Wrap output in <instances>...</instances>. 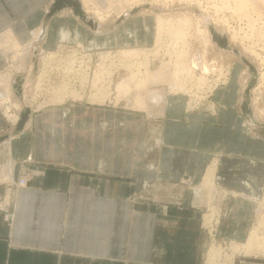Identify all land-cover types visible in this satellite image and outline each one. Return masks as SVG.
I'll use <instances>...</instances> for the list:
<instances>
[{
    "label": "crops",
    "instance_id": "obj_1",
    "mask_svg": "<svg viewBox=\"0 0 264 264\" xmlns=\"http://www.w3.org/2000/svg\"><path fill=\"white\" fill-rule=\"evenodd\" d=\"M52 2L0 0V76L11 78L9 98L20 105L12 113L28 109L12 85L32 80L25 72L37 49L137 40L141 25L130 13L100 23L85 11L90 27L68 7L51 14ZM241 68L233 62L229 80L213 88L212 113L189 110L186 96L173 93L152 116L66 102L28 109L23 127L8 133L0 105V167L12 160L11 179L0 182V264H201L212 230L220 243L247 242L248 201L264 183V138L242 111ZM22 176L27 185L16 186ZM212 193L227 198L207 224L212 199L205 203L203 194ZM3 210L12 213L10 224ZM231 264L264 260L242 256Z\"/></svg>",
    "mask_w": 264,
    "mask_h": 264
},
{
    "label": "rangeland",
    "instance_id": "obj_2",
    "mask_svg": "<svg viewBox=\"0 0 264 264\" xmlns=\"http://www.w3.org/2000/svg\"><path fill=\"white\" fill-rule=\"evenodd\" d=\"M106 1L109 2V4L107 2V5L105 6L107 10L106 14H104V16H106L105 18L106 20L108 19V17L112 15H114V19H117L120 18L121 16L124 17L129 13L132 14L131 13L132 10L135 9L137 10V12L132 15L135 17V19L137 20L138 24L141 25V27L136 35L138 38V42L136 40V42H134L131 45L143 46L147 48H151L154 45L155 37H156L155 19L157 17L156 15L160 13V15L164 18V21L168 25L166 27L175 28V29L166 28L165 32H167V34L170 35L173 39L176 38L175 41L179 40L180 42H183V45L185 46L186 56L184 59L186 60V62L183 66L185 67L184 68L185 72H187L189 75L193 74L192 70L187 69L188 65L191 63L190 59L193 58L201 60V58H203L204 56L205 63L206 65L209 66V68L210 65L212 64V71H210L212 72V83L208 84L205 87V83H206L205 79H199V78L197 79L199 82L201 81L204 82V85L199 90V97L197 96V99L194 102L191 101L193 103L192 108H195L197 107V105H199V98L204 97L203 95L204 91L206 92L209 91L206 93V95H208V93L213 94L212 91L210 90L214 86H216L218 82L224 80L227 82L229 80L228 78H230L231 76L233 62L235 61L240 63L242 67L240 71V77H241L240 90L244 91L247 85V82L245 83L247 77H249L247 66L238 56L234 55L231 51L228 50L224 51L220 49L216 45V43L213 42L212 40H210V42L207 43L206 45L202 41L203 40L202 37L204 38V35H202L203 28L206 29L208 32V28L206 27L205 21L208 24L210 23V25L213 26L216 30L220 32L222 31L225 34L231 46L233 48L238 49L247 60H249L251 63H253L256 66L258 74L260 72V77L258 78L256 85L250 90L249 97L246 98L243 93L241 98L243 102L248 101L251 110L253 108L252 114L251 116H249L250 118L248 119H250V123L252 121L251 118L254 119L252 123H255L256 128L255 129L251 128V129L255 133H257L258 135L264 138V0H128V1L124 0L122 4L118 0L115 1L106 0ZM119 4H121L122 7H119L120 6ZM164 34L165 33H163V35ZM164 41L167 42V44L168 42L171 43L175 42L169 39H166ZM170 46L172 45L170 44ZM120 47H127V46H120ZM120 47H116V48H120ZM169 50H170L169 54L174 57L172 48H170ZM155 60L156 61L155 63L152 64V67L158 70V68L161 65L160 59H155ZM95 70L96 69H94L93 71V69L91 68L86 69L89 79L93 76ZM1 77L2 78L7 77V75H1ZM26 81L28 82V80ZM32 85L33 83L32 84L30 83L27 86H25V88H29V91L33 93V91H31ZM87 85L90 86V84ZM161 86L159 84L157 89L160 88L162 90L164 88L162 91L160 90L162 93L165 94L173 93L177 95L183 94L186 96L187 104L190 103V97L187 93L184 94L185 92L184 93L171 92L167 89L166 85H163L162 86L163 88ZM220 86L221 85H219L218 87ZM2 89L5 90L6 89L5 86ZM194 90H196V87L194 88ZM42 98H44V96H42ZM43 100L42 103L44 102ZM208 100L209 101L207 102L209 103L205 102V105L207 104V107L205 106L198 107V109H193V110L212 113V108H213L212 95L210 96V98H208ZM7 102L10 103L11 107H14V105L19 104L12 102L11 98H9ZM108 102L109 101L105 102L104 104ZM196 103L197 105L195 106ZM1 105L2 108L5 109L3 107L4 104ZM39 105L40 106H36L35 108L41 107V103ZM211 106L212 108H210ZM156 107H158V105H154L152 109L155 110ZM117 109H122V108L118 107ZM17 110L19 111L20 109ZM141 110H137V111L146 114L144 109ZM18 111H16L15 114L18 116L17 122H19V118H20ZM132 111H136V110H132ZM22 112L23 111L21 110V113ZM8 122L11 124L10 126L11 128L7 130L8 133L14 130L19 131L16 129L18 123H16L15 125L12 124L10 121ZM18 180H20V178H18L16 182H18ZM181 183L184 185H189L187 178H184V180L181 181ZM212 184H214L213 181ZM195 194L196 193H193L194 197ZM226 196L221 194L217 195L213 193L205 194V195L203 194V199L205 203H207L206 201H208L209 198L212 199V206H208V210L207 209L205 210L206 215L203 217L205 218V222L208 221L209 218L211 220V223L215 221L217 214L214 213L215 212L214 209L219 210V206H221V204L219 205V203H222L225 200V198H227ZM200 197L202 199V196ZM236 197L238 198V196ZM250 197L251 199L248 202L251 204L253 209L250 235H254L253 237L254 240L256 241L255 244L264 245V183L262 184V188L260 189L258 194L254 196L251 195ZM10 198L11 195L6 196V203L4 206H7V203L10 205L9 203ZM194 204H197L196 201L194 202ZM211 218H213V220ZM210 236L212 243L218 246L221 251L219 260L217 261L218 264H222V263L226 264V262L227 264H231L230 261L228 262L226 260V256L229 257L233 253L232 251L233 245L236 243L233 242L234 243L233 244L232 242H228V241H224V242L221 241L220 243L218 240H215L216 239L215 236H212V234H210ZM212 243L210 244V247L212 246ZM255 248H257V246H254L253 251H256ZM208 254L209 251L207 249L202 257L201 264H207ZM237 254L238 253H235L236 256L234 257L233 260H235L237 257H242L243 255L241 253H239L238 255ZM243 256L253 259L264 260L263 252L253 253L251 255L249 254ZM224 258L226 260L225 262H224Z\"/></svg>",
    "mask_w": 264,
    "mask_h": 264
},
{
    "label": "bare ground",
    "instance_id": "obj_3",
    "mask_svg": "<svg viewBox=\"0 0 264 264\" xmlns=\"http://www.w3.org/2000/svg\"><path fill=\"white\" fill-rule=\"evenodd\" d=\"M80 1H81L80 2L81 5L84 7L85 11L88 14L90 13L91 15H93L96 19L99 20L100 23L104 21V19L106 18L104 14H106L107 11L105 6L107 5L108 1L106 0H80ZM118 1H120L121 4L122 2H124V0H118ZM121 4H119L120 5L119 7H122ZM156 16H157L155 19L156 37H155V43L151 48L129 44V46L127 47H120V48L103 47L99 49H90V50H99L98 56L94 58L87 56L83 53L77 55V51H73L72 54L74 56H72L73 58L72 62H70L69 64H60V63L55 64V68L57 69L56 74L58 76V79L49 78L47 81L40 79L39 83L38 82L33 83L31 89L33 93L32 92L31 93L34 95L35 93L45 92L44 95L45 99L43 100L40 98V101L37 100L36 102H34V100L32 99L30 103L33 104L34 107L40 106L39 104L41 103V107L37 108L39 109L50 105L63 104L67 102L66 101L67 99H71V98L82 99L84 96L88 98L90 104H98V105H102L107 101H109L108 103L114 102V104H117L119 98L121 99V98L130 97L129 101L126 104L128 109L136 110V111L144 109V111L148 115L152 116V114H154V110L152 109L153 106L158 105V107H160L161 102L164 99L165 93L161 92L164 88L161 86L163 88L162 90L160 88L157 89L159 84H164L168 87V90L171 92H182V93L185 92L184 94L187 93L190 97V103H188L187 107L190 108L193 105L191 101L194 102L197 99V96L199 97V90L204 85V82L202 81L199 82L197 79L194 78L195 75L194 69L196 67H201L203 69V72H207L210 70V68L208 65H206L205 58L203 56L201 60L194 58L190 59L191 63L188 65L187 69L192 70L193 74L189 75L187 72H185L184 71L185 67L183 66L186 62V60L184 59L186 55H185V46L183 45V42H180L179 40L175 41L176 38L173 39L170 35H168L167 32H165V29L166 28L171 29L173 27H166L168 25L164 21V18L160 15V13H158ZM205 24L207 28L210 25V23L208 24L206 21ZM208 32L206 29L203 28L202 35H204V38L202 37L203 39L202 41L203 43H205V45L209 43L210 40H212L209 28H208ZM218 32L225 35L222 31L221 32L218 31ZM127 33L129 36H131L130 38L132 39L131 41L133 42L134 41L133 32L129 31ZM163 33L165 34L163 35ZM166 39L173 40L175 42L173 43L168 42L167 44V42L164 41ZM137 42H138V38H137ZM170 44L172 46H170ZM104 48H116L117 51H108V52L105 50L102 51L101 49ZM170 48H172V52L175 58L169 54ZM88 58H92L94 63L96 64V70L94 73L92 72L93 76L90 79L86 72V68H84V66L86 65H82V66L75 65L78 60H83ZM155 59H160L161 62V65L158 68V70L152 67V61ZM117 74H121V76L120 79L116 81L115 77ZM259 77H260V73L258 74V78ZM9 78L10 77L8 75L7 77H3V78L0 76V80H1L0 105L4 104L3 107L5 108L4 109L5 115L11 121H14L16 120L17 117L15 115L16 112L12 113V111H10L12 107L10 106V103L7 102L10 96L9 91L11 90L9 88L10 87L9 83L11 81L10 80L11 78L10 79ZM247 79L245 83L247 82ZM224 81H220L218 82V84ZM87 84H90V86H88ZM3 86H5L6 88L5 90L2 89L4 88ZM195 87L196 90H194ZM213 88L210 91H212ZM113 93L115 94L113 95ZM206 93L204 94V97L199 98V101L201 100V98H206L207 96ZM42 100L44 101L43 103ZM200 103L201 102H199V104ZM196 105L197 103L195 104V106ZM13 108H19V104L14 105ZM210 108H212V106ZM191 109L194 108L191 107L189 110ZM251 120L253 121L254 119L251 118ZM0 168H1L0 182L9 181L11 179L10 170L12 168V160L8 158V161ZM210 170L214 171L213 168ZM210 181L212 182V180ZM209 184L210 183L207 180H205V183L203 185L209 186ZM212 191L214 192L213 186H212ZM214 211L216 210L214 209ZM211 219L213 220V218ZM253 236L254 235H250L247 242L243 244H237V243L234 244L232 242L234 244V245L232 244L233 253L229 257L226 256V260L232 263L233 258L236 256L235 253L238 254L241 253L243 255H249V254L251 255L253 253H260V252L264 253V245L255 244L256 241L254 240ZM254 246H257V248H255L256 251H253ZM208 251L209 254L207 257V264H218L217 261L219 260V256L221 253L220 248L216 246L214 243H212V246L209 248ZM226 260L224 258V262Z\"/></svg>",
    "mask_w": 264,
    "mask_h": 264
},
{
    "label": "built area",
    "instance_id": "obj_4",
    "mask_svg": "<svg viewBox=\"0 0 264 264\" xmlns=\"http://www.w3.org/2000/svg\"><path fill=\"white\" fill-rule=\"evenodd\" d=\"M108 49V50H106ZM102 51H117L116 48H104L101 49ZM73 51H77V55H80L81 53L90 56L92 58L97 57L98 56V51L99 50H90V49H85L82 48L81 46H79L78 44H60L59 46H57L56 50L52 51V52H48V53H43L41 50L37 49L35 51V54L38 55V61L34 60V64L32 62V66L29 67L28 71L26 72V74H28V77H30V79H32L29 83H25L26 81L23 80V82H21L20 84V89L23 92V101L26 104V107L28 109H36L34 107L33 104H31V100L33 99L34 102H36L37 100H40V96L41 99L42 96L45 95V92H40V93H35L34 95L29 91V88H25V86H27L28 84H32L34 82H40L39 80H45L47 81L49 78H53V79H58V76L56 74L57 69L55 68V64L56 63H60V64H69L70 62L73 61L72 56H74L72 54ZM198 55V54H197ZM197 57V56H196ZM92 58H88V59H83V60H78L77 63L75 64L76 66H82V65H86L84 66V68L86 69H96V64L94 63ZM156 60L152 61V64L155 62ZM161 64V62H160ZM210 65V64H209ZM79 68V67H76ZM212 64L210 65V70L207 72H203V69L201 67H196L194 69V73H195V78L196 79H205L206 83H205V87L208 84L212 83ZM24 75V73H22V71L20 70V75ZM122 74V73H121ZM121 74H117L115 77V80H119ZM20 79H24L23 77H20ZM14 82V81H13ZM15 83V82H14ZM13 83V84H14ZM25 83V84H22ZM163 86L164 84H160V86ZM220 85V84H219ZM10 86V84H9ZM23 86V87H22ZM13 87V85H12ZM14 88V87H13ZM168 89V87H167ZM1 90V88H0ZM27 91V92H26ZM206 93V91L203 92ZM115 93H113L114 95ZM212 94H208L206 98H202L199 102H201L199 105H197L196 108L194 109H198V107H207V104L205 105V102L208 101V98H210ZM113 98V96H112ZM130 97L128 98H119V101L117 104H114V102H110V103H106V104H102V105H106V106H110L113 108H118L121 107L122 109H128V107L126 106L127 102L129 101ZM67 102H85V103H90L88 101L87 97H83L82 99H78V98H71V99H67ZM66 103V102H65ZM208 103V102H207ZM64 104V103H63ZM56 105H60V104H56ZM50 106H55V105H50ZM192 107V106H191ZM190 107V108H191ZM193 110V109H191ZM21 111L19 112L20 115ZM17 116V115H16ZM18 121V116L16 117V120L14 121H10L12 124L17 123ZM28 180L26 177L22 176L20 177V180H18V182H16V186H25L27 185ZM3 220L4 222L10 224L12 222V213L6 210H3ZM212 236H214V232L213 230L211 231Z\"/></svg>",
    "mask_w": 264,
    "mask_h": 264
},
{
    "label": "water",
    "instance_id": "obj_5",
    "mask_svg": "<svg viewBox=\"0 0 264 264\" xmlns=\"http://www.w3.org/2000/svg\"><path fill=\"white\" fill-rule=\"evenodd\" d=\"M66 7L70 8L74 15H76L80 20L84 21L90 27L95 26V21L91 17L86 15L79 0H53L50 6V13L53 14ZM136 12H137L136 9L131 11L132 14ZM208 28L213 42H215L219 48L231 51L234 55L238 56L244 62V64H246L249 77L243 93L244 96L248 98L250 95V90L256 85L258 80V73L256 66L253 63H251L249 60H247L238 49L233 48L228 42V39L226 38L225 35L219 33L211 25H209ZM20 84H21L20 79H16L13 87L17 89V92H20ZM242 111L247 116H251L252 110L251 107L249 106L248 101L243 102ZM28 114H29L28 110H25L20 114L19 122L16 126L17 130H20L23 127L25 121L28 118Z\"/></svg>",
    "mask_w": 264,
    "mask_h": 264
}]
</instances>
